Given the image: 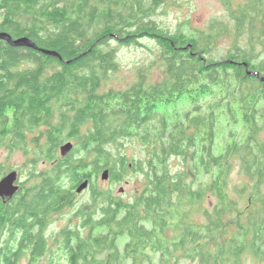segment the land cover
Segmentation results:
<instances>
[{"label": "trees", "instance_id": "trees-1", "mask_svg": "<svg viewBox=\"0 0 264 264\" xmlns=\"http://www.w3.org/2000/svg\"><path fill=\"white\" fill-rule=\"evenodd\" d=\"M167 1L0 0V32L28 37L63 60L76 58L64 64L0 40V149L27 154L32 144L35 153L28 173L35 181L0 205V264H242L245 257L264 258V83L243 65L264 77V0H218L222 16L203 29L183 23L173 35L153 19ZM144 38L157 40L158 58L148 71L155 68L160 78L147 81L150 75L141 73L126 90L101 91L118 69L116 49L103 48L111 41L142 46ZM188 45L192 52L182 49ZM193 93L206 103L181 117L163 113L181 97L194 101ZM223 117L233 128L240 119L246 133L236 141L229 131L218 152ZM68 141L73 148L62 156ZM124 141L138 143L145 160L129 162L120 151ZM171 158L184 168L171 170ZM38 162L43 171L36 170ZM234 162L246 179L241 186L230 184ZM106 170L112 180L139 172L144 186L128 202L99 191L95 180ZM85 180L90 204L50 247L45 231L51 217L73 205ZM210 196L215 201L205 206Z\"/></svg>", "mask_w": 264, "mask_h": 264}, {"label": "rangeland", "instance_id": "rangeland-1", "mask_svg": "<svg viewBox=\"0 0 264 264\" xmlns=\"http://www.w3.org/2000/svg\"><path fill=\"white\" fill-rule=\"evenodd\" d=\"M223 12V8L218 0H169L156 11L153 19L162 29L166 30L170 35H173L179 31L182 24L186 22H188L189 26L192 28L203 29L213 18L222 16ZM156 41L157 40H151L148 38L141 39L140 43L142 46H122L119 45L117 41H111L106 47H104L103 49L105 50L111 48L116 49L118 69L115 72H111L108 78L102 82L101 91H108L109 89L126 90L138 80L141 73L150 75L147 77V81L158 80L160 78V72L158 70L152 68L148 71L152 62L158 58L159 50L156 48ZM213 90L215 89L213 88ZM193 95L194 93L192 96ZM194 96L196 97L194 101L190 100L189 96L181 97L175 105L169 107L165 106L163 108V113L166 111L167 114H170V116H180L185 112L190 111L193 106L204 104L207 101V99L204 98V95L196 94ZM85 129H87V127L83 128V130ZM43 130V127L39 128L35 135ZM229 131H233L236 134V141L242 140L246 133L245 125L240 119L238 126L233 128L225 117L221 118L218 124L215 147L218 152L221 151L225 144H227L230 140ZM33 138L34 135H29L27 139L28 142L30 143ZM68 142L73 143V141ZM29 149L30 150L27 154L20 151L10 153L4 149H0V179L10 171L16 170L19 174L20 187H23L26 184L29 185L35 181L34 179L28 177V173L32 169V160L35 158V153L33 152L34 146L32 144H29ZM120 151L122 155L126 156L129 162L132 161V158L145 160L147 157V154L142 151L140 145L135 141H124ZM44 167V163L38 162L36 170L38 172L43 171ZM169 167L171 170L184 168L181 162L175 158L170 159ZM101 175L102 173L98 174L95 180L97 189L103 192L110 191L112 195L121 197L127 202L131 201L144 186L143 175L136 171H129L126 176L117 180H112L111 178H108V180H102ZM245 181L246 179L240 175L238 165L234 162L230 175V184L232 186H241ZM91 193L92 191L89 187L83 193L76 194V197L73 200V205L63 209L59 214H54L51 217L45 231V235H48L49 237L50 247H55L53 241L55 234L59 233L67 226L78 223L79 220L75 217L76 212L83 205L90 204ZM233 199H238L236 192H233ZM210 201H215V198L212 196L208 197L206 199L205 206H207ZM239 203L241 206H244L245 199H241ZM203 220L204 217L202 215L197 216L196 221L202 222ZM125 241L126 239L124 237L119 239L118 244L121 248L125 244ZM21 264L28 263L26 260H23ZM37 264H46V262L44 260H40ZM122 264L130 263L128 261H124ZM180 264L199 263L182 261ZM242 264H264V258L261 260H254L253 258L245 257L243 258Z\"/></svg>", "mask_w": 264, "mask_h": 264}, {"label": "water", "instance_id": "water-1", "mask_svg": "<svg viewBox=\"0 0 264 264\" xmlns=\"http://www.w3.org/2000/svg\"><path fill=\"white\" fill-rule=\"evenodd\" d=\"M0 40L5 41L10 47L13 48H28L32 50L39 51L43 53L44 55L55 57L62 61L64 64H70L73 60H63L61 55L54 50H48V49H43L39 48L30 38L28 37H19V38H12L8 33L5 32H0ZM173 46V43L170 39H168ZM190 52H192V47L191 45H188V47H184L182 49H188ZM83 55V54H82ZM81 56V55H80ZM79 56V57H80ZM78 57V58H79ZM244 67L246 68V72L249 76L256 77L260 82L264 83V77L260 76L257 72L254 71H249L247 69L246 63L243 64ZM73 148V145L71 143H68L60 148V153L62 156H65L66 153L70 152ZM102 180H108L109 178V173L108 171H104L101 175ZM89 187V181L85 180L83 183H81L77 189H76V194H81L83 193L86 189ZM20 186H19V174L16 170L10 171L7 173L5 176H3L0 179V199H2L5 202H8L11 200L14 195L19 191ZM122 192V191H121Z\"/></svg>", "mask_w": 264, "mask_h": 264}, {"label": "flooded vegetation", "instance_id": "flooded-vegetation-1", "mask_svg": "<svg viewBox=\"0 0 264 264\" xmlns=\"http://www.w3.org/2000/svg\"><path fill=\"white\" fill-rule=\"evenodd\" d=\"M5 176V175H4ZM89 186H90V184H89ZM89 188V187H88ZM5 204H7V202H5V201H3L2 199H0V205L1 206H3V205H5Z\"/></svg>", "mask_w": 264, "mask_h": 264}, {"label": "bare ground", "instance_id": "bare-ground-1", "mask_svg": "<svg viewBox=\"0 0 264 264\" xmlns=\"http://www.w3.org/2000/svg\"><path fill=\"white\" fill-rule=\"evenodd\" d=\"M81 125V124H80ZM47 161V160H46Z\"/></svg>", "mask_w": 264, "mask_h": 264}]
</instances>
